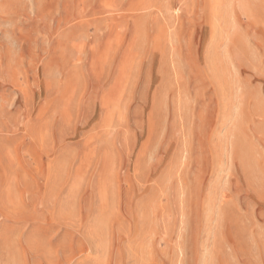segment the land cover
I'll return each mask as SVG.
<instances>
[{"label":"rangeland","instance_id":"rangeland-1","mask_svg":"<svg viewBox=\"0 0 264 264\" xmlns=\"http://www.w3.org/2000/svg\"><path fill=\"white\" fill-rule=\"evenodd\" d=\"M0 264H264V0H0Z\"/></svg>","mask_w":264,"mask_h":264}]
</instances>
